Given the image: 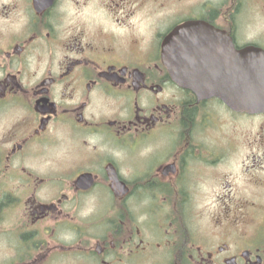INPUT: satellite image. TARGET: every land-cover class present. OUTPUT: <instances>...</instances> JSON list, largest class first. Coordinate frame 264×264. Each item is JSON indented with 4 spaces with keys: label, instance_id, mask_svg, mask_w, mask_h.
<instances>
[{
    "label": "flooded vegetation",
    "instance_id": "1",
    "mask_svg": "<svg viewBox=\"0 0 264 264\" xmlns=\"http://www.w3.org/2000/svg\"><path fill=\"white\" fill-rule=\"evenodd\" d=\"M237 1L0 0V264H264V112L163 64L211 28L264 50ZM98 202L118 225L89 228ZM131 203L162 209L154 245Z\"/></svg>",
    "mask_w": 264,
    "mask_h": 264
},
{
    "label": "water",
    "instance_id": "2",
    "mask_svg": "<svg viewBox=\"0 0 264 264\" xmlns=\"http://www.w3.org/2000/svg\"><path fill=\"white\" fill-rule=\"evenodd\" d=\"M212 29L209 38H184L179 59L164 61L172 80L235 111L264 112V51L251 46L235 51L223 32Z\"/></svg>",
    "mask_w": 264,
    "mask_h": 264
},
{
    "label": "rangeland",
    "instance_id": "3",
    "mask_svg": "<svg viewBox=\"0 0 264 264\" xmlns=\"http://www.w3.org/2000/svg\"><path fill=\"white\" fill-rule=\"evenodd\" d=\"M235 1V0H233ZM239 4L238 6L241 7V28L240 32L241 36L245 39H253L257 36L259 31L264 29V0H238ZM211 4L214 6L218 5H229L231 4L230 0H211ZM58 150L52 151L53 157L51 156V159H57L59 160V156L54 157V154H57ZM52 164V163H51ZM54 164V163H53ZM52 164V165H53ZM65 175H68L67 173ZM128 217L131 223L134 227H138L139 229L144 231V235L147 238V240L151 241V243L154 245L153 237L154 235H157L156 229L160 230L159 224L160 222L154 221L152 222L151 218L156 217L154 211L162 210L159 206H150L152 209V213H149L146 207L149 205H143L139 203L138 205L135 203H131L128 205ZM92 206L91 204H86L82 209V214H90ZM109 205L102 204L98 202L96 204V209L92 214V219L90 220L89 228H106L109 227V222L115 221V225H118L119 222H117L119 219H122L123 213L120 214L117 210L113 211V208H111ZM204 206L199 205L195 206L196 210V219L200 221L201 219V212L204 210ZM110 209V210H109ZM109 210V211H108ZM154 212V213H153ZM146 214V216H145ZM150 216H149V215ZM112 215L115 216V219H112ZM91 218V217H90ZM122 221V220H121ZM140 224V225H139ZM104 225V226H103ZM85 227V226H84ZM83 227V228H84ZM86 229H83V231ZM86 232V231H84ZM107 232H103L100 235L106 236ZM88 234H86L87 236ZM66 241L68 243L71 242V237L67 235ZM66 261V260H64ZM64 261H58V262H50L49 264H63ZM82 264H94L93 261H91V258L88 260L83 259ZM142 264H156L151 262H142Z\"/></svg>",
    "mask_w": 264,
    "mask_h": 264
}]
</instances>
